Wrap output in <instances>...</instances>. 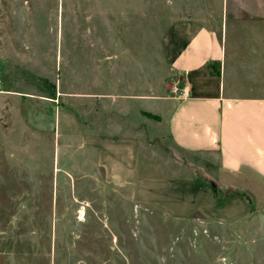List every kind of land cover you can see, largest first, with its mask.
I'll return each mask as SVG.
<instances>
[{"label":"rangeland","instance_id":"374dc122","mask_svg":"<svg viewBox=\"0 0 264 264\" xmlns=\"http://www.w3.org/2000/svg\"><path fill=\"white\" fill-rule=\"evenodd\" d=\"M181 21L221 39L232 93L264 98V0H0V264H264L249 190L247 219L184 217L150 159L119 185L94 167L109 121L174 155L158 99L187 97L163 41ZM176 157L218 204L237 195L210 160Z\"/></svg>","mask_w":264,"mask_h":264},{"label":"crops","instance_id":"0c3cea01","mask_svg":"<svg viewBox=\"0 0 264 264\" xmlns=\"http://www.w3.org/2000/svg\"><path fill=\"white\" fill-rule=\"evenodd\" d=\"M163 41L169 70L181 78L187 96L180 100L168 96L158 99V125L163 127V137L172 145L174 155L168 153L165 160L150 149L149 143L142 144L130 127L109 121L102 123L100 133L91 138L94 167L101 171L102 178L119 185L122 177L132 178L134 171L143 177L141 167L150 159L149 165L160 172L154 180L148 177L150 183L169 181L168 178L175 183L166 193L173 197L171 212L226 222L247 219L254 212L241 194L249 190L258 201L260 197L264 200V98L232 93L225 76V45L204 25L177 22ZM212 64L218 65V74L213 73ZM198 156L210 160L216 173L227 174L231 181L226 185L236 188L237 195L218 204L211 190L191 180L174 159L184 161Z\"/></svg>","mask_w":264,"mask_h":264},{"label":"trees","instance_id":"16d2710c","mask_svg":"<svg viewBox=\"0 0 264 264\" xmlns=\"http://www.w3.org/2000/svg\"><path fill=\"white\" fill-rule=\"evenodd\" d=\"M214 66V68H212V71L214 74H218V65L217 64H212Z\"/></svg>","mask_w":264,"mask_h":264},{"label":"built area","instance_id":"2783aa9c","mask_svg":"<svg viewBox=\"0 0 264 264\" xmlns=\"http://www.w3.org/2000/svg\"><path fill=\"white\" fill-rule=\"evenodd\" d=\"M181 96H182V97H185V96H186V93H185L184 91H182V92H181ZM181 96H180V97H181Z\"/></svg>","mask_w":264,"mask_h":264}]
</instances>
